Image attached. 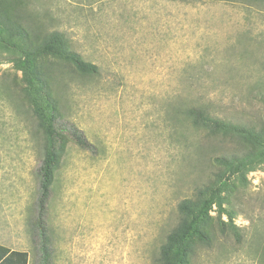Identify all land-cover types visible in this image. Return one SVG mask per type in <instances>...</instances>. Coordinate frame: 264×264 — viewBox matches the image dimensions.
Here are the masks:
<instances>
[{"label":"rangeland","instance_id":"rangeland-1","mask_svg":"<svg viewBox=\"0 0 264 264\" xmlns=\"http://www.w3.org/2000/svg\"><path fill=\"white\" fill-rule=\"evenodd\" d=\"M28 2L33 26L63 33L99 69L52 65L65 119L95 147L71 140L55 175L54 264H158L179 203L208 182L216 157L250 148L195 128L181 105L264 127V0ZM10 59L0 50V244L36 264L41 141ZM228 181L231 216L213 208L191 264H264V162Z\"/></svg>","mask_w":264,"mask_h":264},{"label":"trees","instance_id":"trees-1","mask_svg":"<svg viewBox=\"0 0 264 264\" xmlns=\"http://www.w3.org/2000/svg\"><path fill=\"white\" fill-rule=\"evenodd\" d=\"M27 11L28 0H0V50L10 54V62L22 72L18 91L33 110L36 131L40 136L39 193L30 226L34 248L39 252L36 264H54L48 218L55 175L61 168L71 140L83 150L95 151V147L76 125L65 119L64 106L57 91L60 80L52 65H71L84 76H95L99 69L73 51L63 33L45 32L36 24L33 26ZM179 115L212 136L243 139L250 148L216 157L214 160L218 166L208 182L197 187L192 198L179 203V223L160 247L158 264H191V252L197 242L195 238L210 227L213 208L218 206L221 212L228 213L222 207L224 194L229 189L228 179L264 162V127L260 124L225 120L204 104L181 105ZM228 214L230 217L231 213ZM0 264H30V256L26 251L12 250L0 244Z\"/></svg>","mask_w":264,"mask_h":264}]
</instances>
